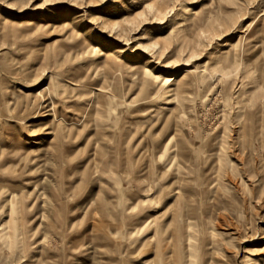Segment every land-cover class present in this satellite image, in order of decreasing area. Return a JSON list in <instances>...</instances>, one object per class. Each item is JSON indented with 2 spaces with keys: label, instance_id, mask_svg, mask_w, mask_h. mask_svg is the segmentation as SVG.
<instances>
[{
  "label": "rangeland",
  "instance_id": "rangeland-1",
  "mask_svg": "<svg viewBox=\"0 0 264 264\" xmlns=\"http://www.w3.org/2000/svg\"><path fill=\"white\" fill-rule=\"evenodd\" d=\"M0 264H264V0H0Z\"/></svg>",
  "mask_w": 264,
  "mask_h": 264
},
{
  "label": "bare ground",
  "instance_id": "bare-ground-1",
  "mask_svg": "<svg viewBox=\"0 0 264 264\" xmlns=\"http://www.w3.org/2000/svg\"><path fill=\"white\" fill-rule=\"evenodd\" d=\"M225 58V57H224ZM185 71H187V70H185ZM249 127V126H248Z\"/></svg>",
  "mask_w": 264,
  "mask_h": 264
}]
</instances>
